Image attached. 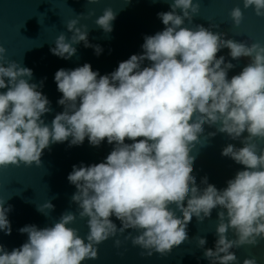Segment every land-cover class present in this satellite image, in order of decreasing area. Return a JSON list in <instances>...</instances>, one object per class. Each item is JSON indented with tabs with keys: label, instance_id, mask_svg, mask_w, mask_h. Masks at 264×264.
Segmentation results:
<instances>
[{
	"label": "water",
	"instance_id": "water-1",
	"mask_svg": "<svg viewBox=\"0 0 264 264\" xmlns=\"http://www.w3.org/2000/svg\"><path fill=\"white\" fill-rule=\"evenodd\" d=\"M0 264H264V0H0Z\"/></svg>",
	"mask_w": 264,
	"mask_h": 264
}]
</instances>
